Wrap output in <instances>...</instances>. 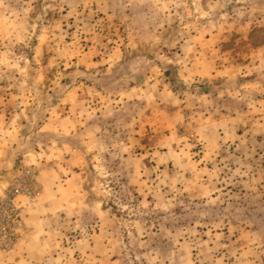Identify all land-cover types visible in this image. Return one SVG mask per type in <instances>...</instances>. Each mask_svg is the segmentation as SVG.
I'll use <instances>...</instances> for the list:
<instances>
[{
  "label": "rangeland",
  "instance_id": "1",
  "mask_svg": "<svg viewBox=\"0 0 264 264\" xmlns=\"http://www.w3.org/2000/svg\"><path fill=\"white\" fill-rule=\"evenodd\" d=\"M30 168L0 264L26 219L37 264H264V0H0V194Z\"/></svg>",
  "mask_w": 264,
  "mask_h": 264
},
{
  "label": "built area",
  "instance_id": "2",
  "mask_svg": "<svg viewBox=\"0 0 264 264\" xmlns=\"http://www.w3.org/2000/svg\"><path fill=\"white\" fill-rule=\"evenodd\" d=\"M36 169L20 171L0 194V252L12 253L23 233L22 223L27 206L41 196Z\"/></svg>",
  "mask_w": 264,
  "mask_h": 264
},
{
  "label": "crops",
  "instance_id": "3",
  "mask_svg": "<svg viewBox=\"0 0 264 264\" xmlns=\"http://www.w3.org/2000/svg\"><path fill=\"white\" fill-rule=\"evenodd\" d=\"M26 223V224H25ZM34 223V222H33ZM24 229L27 234L26 240H24L21 246H19L20 249H18V252L13 256V259L9 261L10 264H37L38 263V257L35 255H32L31 248L37 247L40 244H38L37 239H35V232L37 229L36 224H31L29 219H26L24 221Z\"/></svg>",
  "mask_w": 264,
  "mask_h": 264
}]
</instances>
